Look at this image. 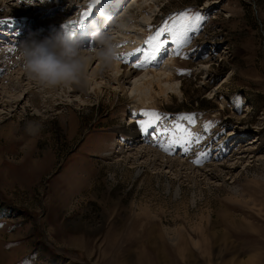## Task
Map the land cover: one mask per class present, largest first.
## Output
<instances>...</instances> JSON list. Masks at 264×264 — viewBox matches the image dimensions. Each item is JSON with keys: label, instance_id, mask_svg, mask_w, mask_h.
Wrapping results in <instances>:
<instances>
[{"label": "rangeland", "instance_id": "1", "mask_svg": "<svg viewBox=\"0 0 264 264\" xmlns=\"http://www.w3.org/2000/svg\"><path fill=\"white\" fill-rule=\"evenodd\" d=\"M89 1H36L52 13L32 17L33 34L79 21ZM118 1L72 30L84 27L77 39L93 49L94 30L125 31L120 72L173 14L202 19L179 44L165 32L122 91L96 70L83 102L37 84L16 58L0 64V264H264V0H142L134 18L136 0ZM159 69L175 76L130 121L132 95L153 94L140 84ZM141 109L164 118L143 131Z\"/></svg>", "mask_w": 264, "mask_h": 264}, {"label": "bare ground", "instance_id": "2", "mask_svg": "<svg viewBox=\"0 0 264 264\" xmlns=\"http://www.w3.org/2000/svg\"><path fill=\"white\" fill-rule=\"evenodd\" d=\"M36 1H38V3H41L44 5L45 2H48L51 0H33L32 3H29V0H5V1L0 0V32H2V29L5 28V30H7V32L10 33L9 36L13 37L12 39L10 38L11 41L8 42V44H10V45H7V46L0 45V64L6 63L5 65H6L7 69H9V64L12 63V61H13L12 59L15 60V58H16V62H18L17 63V66H18L17 69L19 70V72H20V70H23L21 62L19 61V58H18V45L21 42L18 40V38L21 37L20 35H24V34L27 35V33L28 34L30 33V31L28 32V30H30L33 27L31 25L32 24L31 21L33 19L32 18L33 16L35 18L36 17L40 18L44 15H48V14L52 13L51 7H49L48 5H45V7H43L41 9V7H39V4H37ZM121 1L122 0L118 1V3L116 5H118L119 2H120V4H122ZM89 2L85 3V6L83 7V9H85L87 7ZM104 2H105V0H99V3L95 6V8L93 9L90 16H92L94 14L95 10L99 6H101L100 4H102ZM143 2L144 1H142V0L141 1L136 0L135 2H133V4H132L133 9H131L129 12L130 17L134 18L133 12H134V10H136V8L141 7V9H143V5H142ZM4 3L9 10L10 9L12 10L11 12H8V10L6 11V10L2 9V5ZM57 7H60V5ZM73 8H74V6L69 7L70 11H72ZM69 9H67V10H69ZM117 12H118V10L115 12V14ZM96 16H93L91 18L95 19ZM60 24L63 26V23H60ZM43 26H45V28L48 29L51 27V24L49 22ZM34 29L33 28L31 29V31H33L32 33H34V32L36 33V31ZM60 29H61V27H60ZM116 31H117V33H119V37L115 36L114 40H113V43L116 45L117 53H118L116 56V59L109 64H101L100 60L98 58H96V56H95V53H94L95 48L93 49L88 44L86 47H84L82 49V54L84 56L91 57V59L89 60V62L87 64L84 75L81 77V80L79 83H71V84L65 86L63 88V92L65 94L67 92H71L72 94L74 93L73 95H75L79 101L83 102L84 97H82V96H86L88 94L87 87L91 84L90 81L92 80V76L93 77L96 76L97 71H99V73L103 72L106 75L107 82L110 84H113V88L119 89L120 91L123 90L124 79L130 78L133 75V73L136 71V68L134 69V67L132 66L129 71H124V68H123V70L120 72V68L122 67V63L120 64V61H121V57H122L121 54H122V52H124V44L122 43L123 41L120 42L118 39L124 38L126 35L125 34L126 32L121 31L120 29H117ZM37 32L39 33V30ZM83 34H85L84 27H79L77 30V34H76L77 38H80V35H83ZM44 36H46V35H44ZM23 40H24V36H23ZM144 42L145 41L141 40L139 44L143 45ZM9 49H12V51H9ZM94 60H97L98 64L96 65L95 69H91L90 67H91L92 63L94 62ZM167 71H165V69H163V70L159 69L158 71L152 72L151 78L147 77V78L142 80V83L140 84V86H142V85L148 86L149 90L153 91V94L150 92L149 93L143 92V93H139L138 96L132 95L131 100H130V101H132V103L129 102L132 105V108H131L132 116H130V121L133 122V121L137 120L136 117L139 116V113H138L139 107L147 105V101L149 99L154 98V93L159 94L161 92H163V93L166 92L165 87L163 86V80L164 79L165 80L173 79V77L175 76L173 74L175 72L170 73V71L169 72H167ZM2 84H3V82H2ZM154 86H156L158 88V90L157 89L155 90ZM50 90L55 91V88H50ZM92 91L94 94H97L98 91H100V87L97 86V88H95L92 86ZM77 92H78V94L76 95ZM220 99L222 101L221 102L222 104L226 103V97L221 96Z\"/></svg>", "mask_w": 264, "mask_h": 264}, {"label": "clouds", "instance_id": "3", "mask_svg": "<svg viewBox=\"0 0 264 264\" xmlns=\"http://www.w3.org/2000/svg\"><path fill=\"white\" fill-rule=\"evenodd\" d=\"M100 15L107 25L117 23L114 18L104 13ZM93 27L95 29V25ZM91 40L95 42L94 53L101 64H109L116 59L117 48L110 30H94ZM83 48L75 34L61 27L42 37L29 33L18 45V58L31 80L39 85L55 88L80 82L91 59L82 54Z\"/></svg>", "mask_w": 264, "mask_h": 264}, {"label": "snow or ice", "instance_id": "4", "mask_svg": "<svg viewBox=\"0 0 264 264\" xmlns=\"http://www.w3.org/2000/svg\"><path fill=\"white\" fill-rule=\"evenodd\" d=\"M33 0H29V3H32ZM99 3V0H90L87 7L81 12L79 21H68L65 25L62 27L66 30L74 34V31L72 30L73 26L78 27L80 24L84 22V20L90 16L95 6ZM172 21V26H168V22H165V25L158 28L155 33L152 36H149L145 40V44L149 45L150 48L148 51H145L141 48H136L133 51L134 52H141L144 56V60L138 61L137 63L133 64V67L140 68L143 67L144 64L154 61L156 59V54L160 52L161 47L164 43V41L161 40V36L165 33H171L173 39L176 43L182 42L185 37L187 36V33L192 30L198 21L202 19V16L198 12H192L191 10H184L179 13L173 14L172 17H170ZM191 21V23H189ZM9 51H12V49H9ZM125 56H131L133 53H126L123 54ZM127 62V61H125ZM179 73L182 74L183 70H178ZM141 114L146 117V119L138 120L137 123L141 127V130L147 131L150 126L156 125L159 121H161L164 117L160 113H158L155 109H141ZM182 119L190 120L194 123V120H192L189 116H184ZM178 131L184 132L186 131L183 129L179 124H175L174 126ZM165 132L168 131V129H164ZM188 135H191L189 132ZM167 151V149H165Z\"/></svg>", "mask_w": 264, "mask_h": 264}]
</instances>
